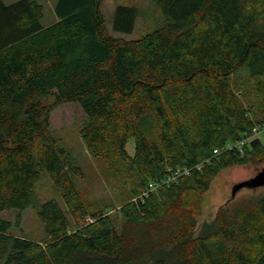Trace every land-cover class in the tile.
<instances>
[{
  "label": "trees",
  "instance_id": "obj_1",
  "mask_svg": "<svg viewBox=\"0 0 264 264\" xmlns=\"http://www.w3.org/2000/svg\"><path fill=\"white\" fill-rule=\"evenodd\" d=\"M151 1L164 24L125 39L106 28L102 0H57L48 25L36 0H0V213L33 207L44 234L14 235L0 217V264H264V190L195 234L217 173L264 160L259 140L212 155L264 122V0ZM137 15L117 5L112 30L131 33ZM69 101L88 151L121 174L118 208L84 202L81 170L50 133V111ZM42 173L64 208L36 200Z\"/></svg>",
  "mask_w": 264,
  "mask_h": 264
},
{
  "label": "rangeland",
  "instance_id": "obj_2",
  "mask_svg": "<svg viewBox=\"0 0 264 264\" xmlns=\"http://www.w3.org/2000/svg\"><path fill=\"white\" fill-rule=\"evenodd\" d=\"M13 1L15 0H3L6 4ZM36 1L43 6L41 23L43 25L52 23L56 19L53 7L57 0ZM117 5L137 7L138 15L131 33H119L112 30L113 11ZM101 11L106 28L114 37L137 39L164 24L163 16L151 0H102ZM238 76L240 81H245L242 72ZM239 93H244V91ZM41 102L44 105H50L53 100L43 99ZM85 121L86 117L77 101L56 104L50 111V133L57 140L58 146L64 148L67 164L78 166L81 170V176L74 179L84 202L96 208L110 204L118 208L117 199L124 189L123 179L114 167H110L109 161L94 156L86 148L79 135V129ZM125 149L129 155L133 154L134 140L132 138L127 141ZM242 154L240 155L242 156ZM263 167L264 160L259 163L243 162L221 169L203 194L195 234L202 231L204 224L210 223L214 219L218 208L223 204L263 192L264 186L257 188L243 186L234 197L231 196L232 187L236 183L251 180ZM34 194L38 202L55 199L64 208L60 194L45 173L41 174L36 183ZM0 217L10 221L9 232L14 235L24 236L37 242H40L44 236L33 207H27L23 210H5L0 213ZM82 220L83 222L90 221V216H85L83 219L79 218V221L82 222ZM73 221H76V218H72Z\"/></svg>",
  "mask_w": 264,
  "mask_h": 264
},
{
  "label": "built area",
  "instance_id": "obj_3",
  "mask_svg": "<svg viewBox=\"0 0 264 264\" xmlns=\"http://www.w3.org/2000/svg\"><path fill=\"white\" fill-rule=\"evenodd\" d=\"M252 140H259L260 142H264V122H262L259 125H256L252 128L251 132L248 134H244L241 138H239L237 141L234 142H226L224 145L220 148H214L212 149V155H218L222 151H232V152H238L243 153L244 148L246 145H249V143ZM194 167L200 168V166L197 164ZM188 172L187 168L177 169L175 173H173L170 176V180H173L176 178L179 174H186Z\"/></svg>",
  "mask_w": 264,
  "mask_h": 264
},
{
  "label": "water",
  "instance_id": "obj_4",
  "mask_svg": "<svg viewBox=\"0 0 264 264\" xmlns=\"http://www.w3.org/2000/svg\"><path fill=\"white\" fill-rule=\"evenodd\" d=\"M243 186H247L250 188H257V187L264 186V167L251 180L236 183L232 187L231 196L234 197L236 192Z\"/></svg>",
  "mask_w": 264,
  "mask_h": 264
}]
</instances>
